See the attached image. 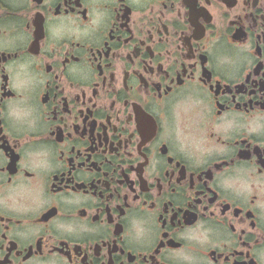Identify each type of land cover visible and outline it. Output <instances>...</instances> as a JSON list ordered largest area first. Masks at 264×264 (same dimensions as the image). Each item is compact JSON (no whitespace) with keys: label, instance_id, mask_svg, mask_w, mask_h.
<instances>
[{"label":"flooded vegetation","instance_id":"1","mask_svg":"<svg viewBox=\"0 0 264 264\" xmlns=\"http://www.w3.org/2000/svg\"><path fill=\"white\" fill-rule=\"evenodd\" d=\"M0 264H264V0H0Z\"/></svg>","mask_w":264,"mask_h":264}]
</instances>
